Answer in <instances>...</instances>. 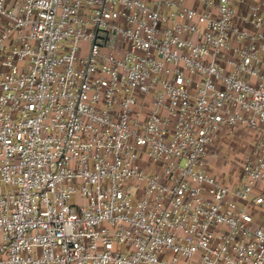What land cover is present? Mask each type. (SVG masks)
Here are the masks:
<instances>
[{"label": "built area", "instance_id": "1", "mask_svg": "<svg viewBox=\"0 0 264 264\" xmlns=\"http://www.w3.org/2000/svg\"><path fill=\"white\" fill-rule=\"evenodd\" d=\"M0 264H264V3L0 0Z\"/></svg>", "mask_w": 264, "mask_h": 264}, {"label": "rangeland", "instance_id": "2", "mask_svg": "<svg viewBox=\"0 0 264 264\" xmlns=\"http://www.w3.org/2000/svg\"><path fill=\"white\" fill-rule=\"evenodd\" d=\"M257 1L264 3V0ZM251 139V135L243 130L232 136L221 134L215 148L219 149L222 156L219 160L212 161L209 172L214 176H223L225 180L230 179L237 169V163L245 150L247 142Z\"/></svg>", "mask_w": 264, "mask_h": 264}]
</instances>
